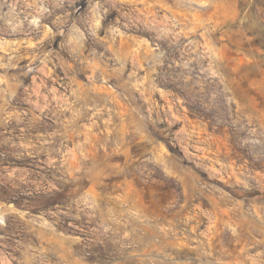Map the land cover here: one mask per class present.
<instances>
[{"label":"clouds","instance_id":"obj_1","mask_svg":"<svg viewBox=\"0 0 264 264\" xmlns=\"http://www.w3.org/2000/svg\"><path fill=\"white\" fill-rule=\"evenodd\" d=\"M155 8L0 0L5 49L46 63L61 36L67 77L40 103L0 63L2 122L27 105L0 139V264H264V0Z\"/></svg>","mask_w":264,"mask_h":264},{"label":"rangeland","instance_id":"obj_2","mask_svg":"<svg viewBox=\"0 0 264 264\" xmlns=\"http://www.w3.org/2000/svg\"><path fill=\"white\" fill-rule=\"evenodd\" d=\"M170 2V0H169ZM131 3L138 7L142 12L147 11H156L155 8V0H131ZM145 4H153L154 7L152 9H145ZM81 11L89 8V5L84 2L77 5ZM103 15V13H101ZM113 16L116 13H112ZM49 27L51 25L49 24ZM55 31V29H52ZM103 35V32L100 33ZM63 38L61 36H56L53 40L49 41L45 38L43 44V51L45 52H53L52 58L48 59L46 63L44 61L43 55H41V51L39 48L35 46H29L25 48L21 46L16 53H13L10 50H6L3 44V41H0V63H8L9 57L12 58V63H16L17 66L15 68H9L6 70L7 78L9 79V83H13L12 78L17 77L19 81H22V85L16 89L17 97L23 93L24 88L27 87L30 92H33L34 95L32 96L33 100H37L40 103H43V97L48 96L50 90L55 89V95L59 96L60 94H64L65 88L64 85L67 83V77L65 75L66 69L60 65L59 61L55 57V52H60V42ZM144 39V36L135 31H130L125 34L122 38H117L116 45H111V47L119 46L122 50V53L127 54V69L131 70V65L135 62L136 56L133 54V50L139 52L140 56H143V49H137L136 41ZM35 42L32 41V45ZM63 54V53H62ZM33 55H36L38 58L33 60ZM87 55V52L85 53ZM17 57H22L17 62ZM65 59L67 57L65 56ZM31 67L32 71L28 72L27 76L20 75L21 69L27 71V67ZM70 75V73H69ZM142 75V73L140 74ZM5 76V69L0 68V78H4ZM76 79L81 83L84 84L86 81L82 76H77ZM134 84H138V81L133 80ZM7 87L6 85H0V88ZM3 93H0L2 96ZM158 102L162 103L163 101L158 99ZM2 103V100H0ZM27 108V105H20L17 104L16 99H13L12 103L9 105L8 108V122L3 123L4 114L0 113V133L3 135L0 136V139L6 138L13 130L17 129V123L14 119L11 118L12 112L14 109H21ZM44 113L50 114L48 109H44ZM37 115H42L37 109ZM4 150H7V145H4ZM166 147V146H165Z\"/></svg>","mask_w":264,"mask_h":264}]
</instances>
